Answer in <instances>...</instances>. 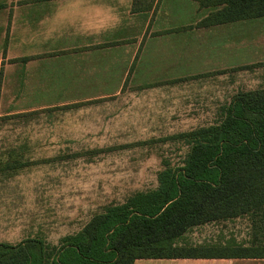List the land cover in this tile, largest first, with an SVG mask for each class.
Listing matches in <instances>:
<instances>
[{"label":"rangeland","instance_id":"rangeland-1","mask_svg":"<svg viewBox=\"0 0 264 264\" xmlns=\"http://www.w3.org/2000/svg\"><path fill=\"white\" fill-rule=\"evenodd\" d=\"M195 10L160 0L154 12H110L108 28L27 29L13 19L0 30V241L30 231L58 246L91 214L155 190L161 172L182 166L190 145L172 138L218 124L229 92L264 89V19L236 29L252 40L253 65L187 75L179 50L192 51L198 35L181 21ZM251 234L241 217L188 235L249 248Z\"/></svg>","mask_w":264,"mask_h":264},{"label":"trees","instance_id":"trees-1","mask_svg":"<svg viewBox=\"0 0 264 264\" xmlns=\"http://www.w3.org/2000/svg\"><path fill=\"white\" fill-rule=\"evenodd\" d=\"M190 1L199 12L208 10L194 29L264 19V0ZM155 3L154 11L159 0H132L131 11L147 13ZM172 139L186 141L190 149L182 166L158 175L155 190L105 207L58 246L39 238L0 244V264L264 259V89L237 93L221 108L218 124ZM241 217L251 223L249 248L195 243L188 235Z\"/></svg>","mask_w":264,"mask_h":264},{"label":"crops","instance_id":"crops-1","mask_svg":"<svg viewBox=\"0 0 264 264\" xmlns=\"http://www.w3.org/2000/svg\"><path fill=\"white\" fill-rule=\"evenodd\" d=\"M12 1L13 0H0V30L13 28L11 23L18 19L23 23L22 26L27 29L44 28L48 23H52L53 28L57 27L59 29L68 30L108 28L109 23H117V19L111 17L109 13L118 8L123 10V12L127 10V13L132 16L137 14L131 11L132 0H111V2H109V0H15L16 2H19L14 5L12 4ZM186 1L192 3L195 7V19H186L181 21V23L188 26L186 30H194L193 32L198 35V38L192 43V51L189 50L187 52H182V50H179V54L184 55L185 58L184 60L180 59V61H182L181 65L184 64L192 71L187 75L194 77L210 72L212 73L216 70L224 71L221 74L225 76V74L229 73L226 71L236 68H246L255 63L254 59L247 51L249 50L247 49V46L252 45V40L249 38L247 39L244 32L239 36L240 31L236 32V29H239V27L244 29L249 23H256L262 19L242 21L208 29H194L193 26L207 15L208 10H202L199 12L198 7L194 2H191L190 0ZM155 7L156 3L150 12H154ZM172 11H174L172 8H167V12L171 13ZM12 13H14V15ZM197 14L199 16H197ZM189 20L194 21L189 23ZM56 24L58 25L56 26ZM218 33H220V35ZM2 35L3 36L0 37L4 38V31ZM255 42L258 43V39ZM79 43L85 44L86 47L92 44L85 40H80ZM168 44L171 45L173 43ZM180 44H182V42H180ZM164 51L165 54L169 56V59L173 58L172 55L175 52V47H167ZM167 59L168 58H165V60ZM22 81L23 78L20 82L22 83ZM226 85L229 86L227 81ZM252 90L255 89L241 90L239 92ZM239 92L232 90L229 93L232 94V98ZM230 100L228 102H230ZM23 166L25 165L18 164L15 168H21ZM95 214L96 213L93 215ZM93 215L91 214L90 218ZM35 238L38 237L31 236L29 231L24 237L17 241H0V244L14 246L27 239ZM133 264H264V259L136 260Z\"/></svg>","mask_w":264,"mask_h":264}]
</instances>
